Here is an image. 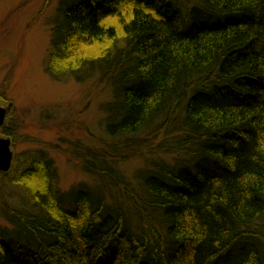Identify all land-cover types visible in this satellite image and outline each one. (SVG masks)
Listing matches in <instances>:
<instances>
[{
    "label": "trees",
    "instance_id": "16d2710c",
    "mask_svg": "<svg viewBox=\"0 0 264 264\" xmlns=\"http://www.w3.org/2000/svg\"><path fill=\"white\" fill-rule=\"evenodd\" d=\"M186 2H61L46 72L107 81L110 141L78 153L94 183L68 191L44 153L13 159L3 177L35 213L2 210L26 245L0 231V264H264V0ZM117 158L150 166L132 180Z\"/></svg>",
    "mask_w": 264,
    "mask_h": 264
},
{
    "label": "rangeland",
    "instance_id": "374dc122",
    "mask_svg": "<svg viewBox=\"0 0 264 264\" xmlns=\"http://www.w3.org/2000/svg\"><path fill=\"white\" fill-rule=\"evenodd\" d=\"M62 1L0 0V106L11 108L7 129L13 139L14 160L30 152L44 153L53 161L61 190L68 191L93 182L82 170L78 153L96 154L110 141L104 132L103 109L111 102L112 93L98 72L79 83L74 77L56 82L46 72L50 29ZM166 2L170 3L171 9L178 7L184 13L191 10L192 3L186 0ZM194 11L192 20L206 24L228 18L195 5ZM168 158L164 157V160ZM117 160L123 175L132 180L136 172L150 166L144 158ZM14 185L0 174V231L9 239L5 243L21 254L26 240L13 239L12 226L1 212L34 210L28 208Z\"/></svg>",
    "mask_w": 264,
    "mask_h": 264
},
{
    "label": "water",
    "instance_id": "95a60500",
    "mask_svg": "<svg viewBox=\"0 0 264 264\" xmlns=\"http://www.w3.org/2000/svg\"><path fill=\"white\" fill-rule=\"evenodd\" d=\"M6 110L0 108V127L4 122ZM12 162V152L10 150V140L0 138V173H6L10 169Z\"/></svg>",
    "mask_w": 264,
    "mask_h": 264
},
{
    "label": "bare ground",
    "instance_id": "6f19581e",
    "mask_svg": "<svg viewBox=\"0 0 264 264\" xmlns=\"http://www.w3.org/2000/svg\"><path fill=\"white\" fill-rule=\"evenodd\" d=\"M238 253V252H237ZM227 255H225L223 253V255L221 256V258H229L231 261H233L234 257H235V260H236V256L232 253V251H227L226 252ZM237 255V254H236ZM219 264H221V262L223 263V261L220 259L217 261Z\"/></svg>",
    "mask_w": 264,
    "mask_h": 264
},
{
    "label": "flooded vegetation",
    "instance_id": "af4514ba",
    "mask_svg": "<svg viewBox=\"0 0 264 264\" xmlns=\"http://www.w3.org/2000/svg\"><path fill=\"white\" fill-rule=\"evenodd\" d=\"M1 108L6 109L5 107H1ZM7 119H9L8 109L5 112V115H4V125L0 128V132H4L5 127H6L5 120H7ZM0 136H2V135H0Z\"/></svg>",
    "mask_w": 264,
    "mask_h": 264
}]
</instances>
